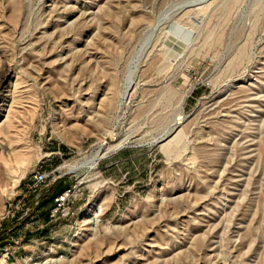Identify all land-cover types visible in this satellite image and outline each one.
<instances>
[{
  "label": "rangeland",
  "instance_id": "obj_1",
  "mask_svg": "<svg viewBox=\"0 0 264 264\" xmlns=\"http://www.w3.org/2000/svg\"><path fill=\"white\" fill-rule=\"evenodd\" d=\"M12 103L32 153L0 151L20 179L0 175V264H264V0H0V123ZM123 139L157 165L114 210L98 171L67 167ZM45 166L63 177L4 219ZM76 181L75 216L45 219Z\"/></svg>",
  "mask_w": 264,
  "mask_h": 264
},
{
  "label": "crops",
  "instance_id": "obj_2",
  "mask_svg": "<svg viewBox=\"0 0 264 264\" xmlns=\"http://www.w3.org/2000/svg\"><path fill=\"white\" fill-rule=\"evenodd\" d=\"M156 165L157 160L152 151L134 147H126L110 152L99 162L97 173L99 174L98 178H101L102 188H105L107 191H114L116 194L114 210H120L134 196H139L149 190L154 181ZM41 169L46 172L48 167H41ZM66 186V184L60 185V187L51 190L50 194L47 195V197L52 199L50 203L51 207L53 205V197L62 192ZM41 193L43 194V188ZM31 200L32 204L34 198L28 199L25 205ZM42 201H45V198ZM34 210L35 208L30 218V221H33L31 224L41 220L40 212H36L37 214L33 215ZM114 212L111 213L114 214ZM36 218L37 221L34 222ZM44 218L49 219V212L44 215ZM24 221L21 219L18 225H21ZM19 232L20 230L14 231L13 235L17 236Z\"/></svg>",
  "mask_w": 264,
  "mask_h": 264
},
{
  "label": "bare ground",
  "instance_id": "obj_3",
  "mask_svg": "<svg viewBox=\"0 0 264 264\" xmlns=\"http://www.w3.org/2000/svg\"><path fill=\"white\" fill-rule=\"evenodd\" d=\"M136 61H137V59H136ZM4 75H6V74H4ZM131 77L132 76L128 77L126 89H125V91L121 97L122 101H125L130 97V92L134 86V81ZM13 92L14 91H12V94H13ZM14 96H13V98H14ZM14 104H16L15 99H14ZM14 104L12 103L11 107L9 106L10 109L7 110V114L5 116V121L0 123V136L1 135L4 136V141H6V145H7L6 148L1 147L0 151H2V153H6V151H8L9 152L7 155L8 158L15 159L16 161H20L22 159L24 160V158H28V159L31 158L32 151L30 149V146L27 144V140L29 138V133L23 129L22 125L20 124L22 122L17 120V113L19 111L14 109V107H13ZM178 125H180L179 121L176 123L175 127H178ZM128 142H129L128 139H123L119 143H116V144H109L108 142H104L98 146L97 150L93 153V155L90 158H88L85 162L77 164L76 166L67 167V170L70 173L81 171L83 169H86L88 172H94L95 170L97 171L98 164L104 157H106L110 152L125 148V146L128 144ZM162 142H163V140L162 141H155L151 144V146L152 145H158ZM7 161H6V165H8ZM14 173L15 172L12 171V169L10 171H8L6 166L0 167V175L6 174L9 176L8 178L11 179V184L13 185L11 187L12 190H14L20 182V179L18 177H16L15 175H13ZM98 176H99V174H98ZM52 262L47 261L45 263H40V264H50Z\"/></svg>",
  "mask_w": 264,
  "mask_h": 264
},
{
  "label": "built area",
  "instance_id": "obj_4",
  "mask_svg": "<svg viewBox=\"0 0 264 264\" xmlns=\"http://www.w3.org/2000/svg\"><path fill=\"white\" fill-rule=\"evenodd\" d=\"M60 173V167L49 173L41 171L35 173L26 190L19 195L14 204H9V210L4 213V219L15 218V214L19 210L23 213L19 219H24L29 213V208L22 210L25 202L30 198H34L32 204L38 207L43 197L42 188L46 187L48 183H55L58 179H61L63 176ZM83 200H85L84 183L76 181L68 184L62 192L53 197V205L49 210L50 222H62L73 218L77 212V205ZM60 257L62 258V256Z\"/></svg>",
  "mask_w": 264,
  "mask_h": 264
}]
</instances>
